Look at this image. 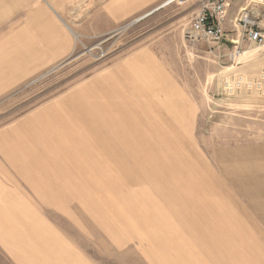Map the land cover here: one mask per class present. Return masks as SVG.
Wrapping results in <instances>:
<instances>
[{"label":"rangeland","instance_id":"rangeland-1","mask_svg":"<svg viewBox=\"0 0 264 264\" xmlns=\"http://www.w3.org/2000/svg\"><path fill=\"white\" fill-rule=\"evenodd\" d=\"M86 1L68 7V58L0 85V136L18 126L24 143L0 164L23 202L0 211L130 264H264V56L243 34L246 14L264 30V0H163L119 21ZM209 2L227 6L220 42L193 31ZM0 264H15L2 246Z\"/></svg>","mask_w":264,"mask_h":264},{"label":"crops","instance_id":"crops-1","mask_svg":"<svg viewBox=\"0 0 264 264\" xmlns=\"http://www.w3.org/2000/svg\"><path fill=\"white\" fill-rule=\"evenodd\" d=\"M162 1L107 0L104 3L105 11L99 13L98 18L124 20L128 15ZM86 3V0H0V85L21 84L24 77L54 67L68 58L73 50L70 28L65 22L70 18L68 7ZM22 133L18 126L5 127L0 136L1 165H7L6 161L11 157H18L17 160L22 161ZM29 145L32 147L33 144ZM36 165L31 162L32 167ZM17 184L19 182L15 180L13 184L0 182V202L4 201L2 195L14 197L15 203L23 202L24 192ZM2 211L0 214H3ZM14 213L8 208L4 209L7 222L0 227V246L15 264H130V253L121 255L122 260L117 256L88 253L71 239L61 236L39 215L37 221L23 226ZM136 258L150 264L158 261L153 253H139Z\"/></svg>","mask_w":264,"mask_h":264},{"label":"built area","instance_id":"built-area-1","mask_svg":"<svg viewBox=\"0 0 264 264\" xmlns=\"http://www.w3.org/2000/svg\"><path fill=\"white\" fill-rule=\"evenodd\" d=\"M191 0H170L169 3H182L188 2ZM218 2H220L218 0ZM227 15V6L224 4H218L216 2H209L206 8L198 15L193 31L207 38H210L216 42H220L224 36V21ZM244 28L243 34L248 36L249 41L257 44L261 53H264V30L260 27L259 22L253 21L250 19L248 14L243 18ZM238 47V45H237ZM239 48V47H238ZM235 51L236 53L240 52V48ZM239 54V53H238ZM264 56V55H263ZM234 84L227 85V90L231 93H235L233 87ZM251 86L255 87L257 91H261L264 94V69L257 79L252 81ZM236 88V87H235Z\"/></svg>","mask_w":264,"mask_h":264},{"label":"bare ground","instance_id":"bare-ground-1","mask_svg":"<svg viewBox=\"0 0 264 264\" xmlns=\"http://www.w3.org/2000/svg\"><path fill=\"white\" fill-rule=\"evenodd\" d=\"M169 2H170V1H169ZM262 55H264V53H263Z\"/></svg>","mask_w":264,"mask_h":264}]
</instances>
